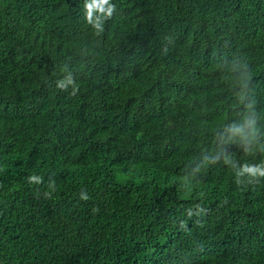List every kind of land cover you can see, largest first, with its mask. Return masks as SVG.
I'll list each match as a JSON object with an SVG mask.
<instances>
[{
	"label": "trees",
	"instance_id": "trees-1",
	"mask_svg": "<svg viewBox=\"0 0 264 264\" xmlns=\"http://www.w3.org/2000/svg\"><path fill=\"white\" fill-rule=\"evenodd\" d=\"M111 2L0 0V264H264V0Z\"/></svg>",
	"mask_w": 264,
	"mask_h": 264
},
{
	"label": "clouds",
	"instance_id": "clouds-1",
	"mask_svg": "<svg viewBox=\"0 0 264 264\" xmlns=\"http://www.w3.org/2000/svg\"><path fill=\"white\" fill-rule=\"evenodd\" d=\"M84 11V18L86 19L87 23L89 25H92V27L96 30L97 34H99L104 30V21L111 18L113 16V13L116 11V5L113 4L111 0H85ZM252 79L253 73L250 70V75L247 77V81H250ZM69 85H73L72 94L75 95V92L78 90V88L75 86V81L71 73H69V75L66 76L64 79L58 80L56 82V87L64 91H67ZM243 171L248 172L253 176H264V167L261 166H245ZM28 181L29 183L39 184L43 182V178L37 175H31L28 177ZM80 198L82 200H88L89 196L86 193H82ZM194 207L196 209L195 213H193V210L191 208L187 210V215L189 218H191L193 215L200 216L206 211L205 208L202 207V205H195ZM97 210L98 209H94V211ZM179 223L181 229L187 227L186 222L181 220Z\"/></svg>",
	"mask_w": 264,
	"mask_h": 264
}]
</instances>
